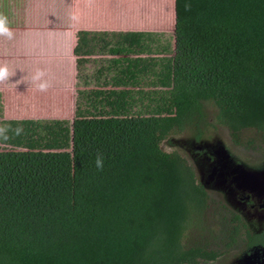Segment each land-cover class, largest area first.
<instances>
[{"label": "trees", "instance_id": "1", "mask_svg": "<svg viewBox=\"0 0 264 264\" xmlns=\"http://www.w3.org/2000/svg\"><path fill=\"white\" fill-rule=\"evenodd\" d=\"M174 9L173 44L162 32H77L71 120H0L23 127L0 140V264H199L223 253L184 244L209 197L161 143L221 125L235 145L252 130L264 144V0H175ZM226 223L227 246L242 227L250 246L264 243L238 214Z\"/></svg>", "mask_w": 264, "mask_h": 264}, {"label": "rangeland", "instance_id": "2", "mask_svg": "<svg viewBox=\"0 0 264 264\" xmlns=\"http://www.w3.org/2000/svg\"><path fill=\"white\" fill-rule=\"evenodd\" d=\"M15 4L10 6L9 20L14 21L12 28H25L23 26L29 19H33L31 24L46 25L51 23L52 18L55 24L65 25L67 22L76 34L82 29L105 30L116 26L126 30L162 32L168 41L174 43L175 0H16ZM86 7H90L92 14L85 15L83 19L79 11L86 12ZM73 15L78 17L76 21L71 19ZM17 32L14 31V38ZM0 43V64H7L10 72L15 73L9 81L0 84V120H71L73 95L82 81L77 78V69L64 68L59 82L51 80L52 86L46 93L38 92L35 87L22 82L29 78L28 72L21 75L22 70H28L30 64L24 62L23 57H18L13 48L6 47L3 37H0ZM92 70L93 61L85 64L80 74ZM72 76H75L73 82ZM213 113L209 107L211 121ZM242 137L244 145H235L228 129L216 125L215 128L209 126L205 129L199 140L195 139L191 129H185L171 133L161 143L164 151L176 152L185 158L193 168L197 182L208 193L207 210L203 216L195 215V223L192 222V225H201V229L190 228L184 244L188 246L199 242L218 251L224 250L225 254L216 262L199 264H264V248H255L248 253L240 238L229 250L224 248L228 236L226 221L232 214H238L251 232L264 230V208L257 207L264 202V144L259 142V135L253 130ZM252 139L253 142H250ZM241 193L250 195L256 207L251 208L240 200L238 196H242ZM242 236L244 230L239 237Z\"/></svg>", "mask_w": 264, "mask_h": 264}, {"label": "crops", "instance_id": "3", "mask_svg": "<svg viewBox=\"0 0 264 264\" xmlns=\"http://www.w3.org/2000/svg\"><path fill=\"white\" fill-rule=\"evenodd\" d=\"M2 2L0 1V4ZM15 0H8L7 5L16 6ZM70 3V1H69ZM87 11H79L80 15L83 17L88 15L90 7H86ZM91 12V11H90ZM92 13V12H91ZM77 14V15H79ZM53 16V15H52ZM9 20V19H8ZM29 19L26 21L25 28H12L11 24L14 23L13 20H9V26L13 29V32L16 30V37L12 40H7L4 38V44L6 47H9L10 50L13 48V52L18 54V57H23V61L29 63L28 70H22L23 76L24 72L30 73L34 72L37 68L44 69L51 80L59 82L60 76L64 68L74 69L76 68V57L73 54V48L76 45L77 34L71 29L69 24L66 22L65 25L55 24L54 20L50 19V24L41 25V24H31ZM84 27V26H83ZM115 27V28H114ZM108 29H82L89 31H144V30H126L124 27L122 29L116 28V26ZM154 32V31H153ZM1 47V43H0ZM23 54V56H20ZM109 55H93L92 57H102ZM67 64V65H66ZM70 65V67H68ZM94 69V66H93ZM72 72V71H71ZM57 80H54L56 79ZM75 76H72V82L74 81ZM52 81V82H53ZM73 86V84H72ZM76 91V88H75ZM76 92H74L72 100V108L74 112V98Z\"/></svg>", "mask_w": 264, "mask_h": 264}, {"label": "clouds", "instance_id": "4", "mask_svg": "<svg viewBox=\"0 0 264 264\" xmlns=\"http://www.w3.org/2000/svg\"><path fill=\"white\" fill-rule=\"evenodd\" d=\"M71 19L76 21L78 17L73 15ZM14 36L15 33L9 26L7 16L0 14V37L12 40ZM13 75H15V73L10 72L7 64H0V84L9 81ZM22 82L26 83L28 86L35 87V89L41 93H46L52 86L48 73L40 68H37L34 72L30 73L29 78L22 80ZM9 132H12L15 136H19L23 133V127L17 126L15 129H12L10 125H0V140H8ZM95 163L98 170L103 169V156L101 154H97Z\"/></svg>", "mask_w": 264, "mask_h": 264}, {"label": "flooded vegetation", "instance_id": "5", "mask_svg": "<svg viewBox=\"0 0 264 264\" xmlns=\"http://www.w3.org/2000/svg\"><path fill=\"white\" fill-rule=\"evenodd\" d=\"M241 195L242 196H238L240 200L245 201L246 203H248L249 207H251V208H255L256 207V204L255 203H252L250 195H248V194L244 195L242 193H241ZM259 205H260V203L257 205V207L264 208V207H260ZM222 207L224 208V206H222ZM242 230H244L243 227H242V229L239 230L238 236H235V240H234L235 242H232V245L231 246H227V242L230 240V238L229 237H226L227 241L224 243V248H225L226 251L229 250L231 247H233L234 244L236 243V240H238L239 238L242 240V242H244V247L247 249V252L248 253L251 250L255 249V248H264V243H261V242L255 243V244H253V246H250L249 245V239L247 237H245V230H244V237L243 236H242V238L239 237L241 235V233H242ZM214 249L215 250H218L217 248H214ZM220 252H221V250H220ZM224 254L225 253H222L221 255L217 256L216 258H213V259L209 260V263L210 262H214V261L215 262L218 261L219 260V257L223 256Z\"/></svg>", "mask_w": 264, "mask_h": 264}, {"label": "water", "instance_id": "6", "mask_svg": "<svg viewBox=\"0 0 264 264\" xmlns=\"http://www.w3.org/2000/svg\"><path fill=\"white\" fill-rule=\"evenodd\" d=\"M259 206L264 207V202H261Z\"/></svg>", "mask_w": 264, "mask_h": 264}]
</instances>
